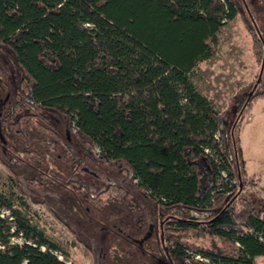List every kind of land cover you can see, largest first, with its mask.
I'll use <instances>...</instances> for the list:
<instances>
[{"label": "trees", "instance_id": "trees-1", "mask_svg": "<svg viewBox=\"0 0 264 264\" xmlns=\"http://www.w3.org/2000/svg\"><path fill=\"white\" fill-rule=\"evenodd\" d=\"M243 8L0 0V264L71 262L31 205L101 264L132 262L119 233L88 222L106 214L125 215L133 232L153 223L143 249L159 246L165 264H185L187 252L264 264V179L248 176L238 136L264 100V72L222 113L192 80L237 16L262 65L264 31Z\"/></svg>", "mask_w": 264, "mask_h": 264}, {"label": "rangeland", "instance_id": "rangeland-1", "mask_svg": "<svg viewBox=\"0 0 264 264\" xmlns=\"http://www.w3.org/2000/svg\"><path fill=\"white\" fill-rule=\"evenodd\" d=\"M264 0H243L244 16L251 24L264 31ZM213 56L201 62L193 72L192 80L198 92L210 100L216 112H230L236 96L241 90L248 92L249 84L264 72V62L260 67L251 52V41L240 16L227 21L217 44L212 47ZM241 157L248 176L258 181L264 179V100L257 102L252 112L242 122L239 132ZM0 184L8 185L5 171L0 167ZM259 196L264 192L257 190ZM42 215V222L66 246L71 257L67 264H93L91 255L80 244L71 242V237L41 210L31 205ZM21 245L19 237L10 241ZM62 260V258H60Z\"/></svg>", "mask_w": 264, "mask_h": 264}, {"label": "flooded vegetation", "instance_id": "flooded-vegetation-1", "mask_svg": "<svg viewBox=\"0 0 264 264\" xmlns=\"http://www.w3.org/2000/svg\"><path fill=\"white\" fill-rule=\"evenodd\" d=\"M124 218L125 215H121L120 218L119 217L115 218V216L111 214H106V215H102L101 218L100 217L97 218V221H95L94 219H89L88 222H92V223L96 222L99 225H101L102 229H113L115 233L117 234L119 233L118 235L122 236V239L124 240V250H125L124 256L126 255L132 257L131 264H165L162 261L161 256L159 258L156 255L157 251L161 254L159 246H157L154 249L153 253L149 254L148 256L146 255L147 254L146 251L143 249L147 241L151 240L152 237H156L155 225L153 223L146 224L145 229L139 232H133L128 230L129 228H132L131 223L126 221L127 219L124 220ZM115 219H117V223ZM90 229L91 228H89V230ZM88 232L89 231L86 230L84 233L88 234ZM88 243H91V241H89ZM87 252L91 255L93 264L102 263L101 258H99V260L96 258L97 252H90V251ZM146 258H148L149 261H147Z\"/></svg>", "mask_w": 264, "mask_h": 264}, {"label": "built area", "instance_id": "built-area-1", "mask_svg": "<svg viewBox=\"0 0 264 264\" xmlns=\"http://www.w3.org/2000/svg\"><path fill=\"white\" fill-rule=\"evenodd\" d=\"M6 215H7V213H6ZM185 264H212V263L208 259L203 258L200 255H196V254L187 252Z\"/></svg>", "mask_w": 264, "mask_h": 264}]
</instances>
